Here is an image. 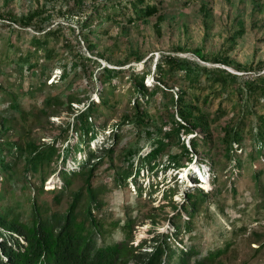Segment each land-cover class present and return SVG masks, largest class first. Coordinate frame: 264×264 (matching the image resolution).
I'll list each match as a JSON object with an SVG mask.
<instances>
[{"label":"trees","instance_id":"obj_1","mask_svg":"<svg viewBox=\"0 0 264 264\" xmlns=\"http://www.w3.org/2000/svg\"><path fill=\"white\" fill-rule=\"evenodd\" d=\"M52 1L54 0L42 2L37 0L27 13L13 19L22 26L33 24L37 30H43L28 32L29 43L33 49L27 48L24 53H20L18 62L20 78L25 76V72L35 77L30 82L31 87L25 92L32 95L35 90H41L42 85L46 83L52 71V67L47 63L55 57L58 42L62 45H59L62 51L66 52V59L61 63L62 69L58 74L60 80L65 82L69 69H74L75 72L80 70L83 73L86 83L88 79L92 80L94 72L98 82L95 90L90 87L84 91V97L71 92H61L64 97L60 93L45 96L42 104L37 105L23 102V93H18L11 83L0 80V264H119L127 260L133 264H223L220 256L232 244L231 236L243 228L242 225L238 227L235 223L240 216L232 219L231 228L224 227L225 231L230 232L228 233L230 237L225 233L223 243H216L201 254H196L199 251L191 243L185 247L181 237L177 240V246L172 245L169 241L170 235L174 236L175 240L182 233H189L191 236L193 217L201 210H207L210 201L215 202L222 210L218 205L221 187L217 179V172L222 168H215L217 159L214 158L218 154L230 160L232 168L238 169L230 187L234 195L237 193L238 175H243L245 167L250 168L254 190L259 196L256 206L263 207L264 181L260 179V175L264 169L254 167L253 164L255 158L264 152V113H257L254 109L264 107V73L251 78L242 77L241 82H236L233 81L236 74L218 66L200 65L193 59L161 53L152 70L154 80L148 85L144 81L145 75L150 72L148 67L136 70L134 65L128 67L101 65L96 58L86 55L81 50L80 39L86 42L88 49L96 45L93 36L96 32L90 27L94 17L98 20L104 17L117 21L120 15L126 14L127 21L131 22L157 13L161 19L164 16L161 10L165 8V0L123 2L119 0L116 3L99 1L92 11L84 15L77 32L80 38L75 34L73 26L68 23L56 22L45 28L47 22L53 18L50 11ZM188 1L183 0L184 3ZM203 8L206 11L207 7ZM82 10L79 0H73L72 5H65L60 12L62 15L74 12L80 14ZM4 29L9 31L6 44L14 45L13 40L21 36L22 29L15 27L11 22L0 20V30ZM68 31L76 35L75 40L66 37ZM243 31L244 26L240 24L236 34L229 37L232 42L226 50L233 47L236 36ZM38 48L42 50L41 60L36 52ZM199 56L202 59L206 58L200 52ZM214 60L219 61L220 58L214 56ZM124 75L130 81V86H127L125 92L130 93L128 101H131V98L133 100L131 112L123 114L105 133L99 130L104 129L106 124L104 110L110 112V108L121 101V97H118L114 90L116 83L114 79L122 78ZM67 83L66 87L72 88L77 84V79H69ZM174 85L177 86L175 91ZM195 89L198 91H192ZM93 91L96 92V97H92ZM215 96L221 100L213 113L203 109L202 105L213 101ZM231 96L237 98L234 105L238 104V112L232 121L227 120L220 127L222 134L217 144L213 139L211 122L226 113L227 109L222 105V99ZM152 98L153 102L158 101V108H161L157 116H152L147 109L146 103ZM84 99L85 105L75 111L71 121V128L77 134L76 140L66 133L63 138V141L67 139L65 145H58L55 141L40 142L31 139L21 142L19 135L15 136V132L7 133L11 126L8 123L10 115L20 116L23 120L37 121L39 111L46 113L50 106L70 105L71 102L79 103ZM126 123L138 136L147 135L151 138L150 147L144 152L141 151V145L125 148L118 155L119 165H116L113 163V152L116 141L121 138L122 125ZM162 124L167 126L162 129ZM98 133L102 139L112 133L114 142L106 149H96L97 146H91V141ZM188 133L193 134L188 136L186 143L181 136ZM246 137L250 139L248 149H245L243 142ZM80 151L84 154L77 157L76 154ZM136 156L139 164L133 170L132 165ZM19 159H23L21 169L15 170L13 166ZM58 161L60 165L56 177L62 182L59 188L56 185L53 187L46 185L45 182L54 170L45 168H49L52 162L58 166ZM191 161L202 172L207 169L213 186L205 189L199 184V181H203L200 176L196 172L190 174L191 184L183 188L184 200L180 205L184 211L176 210L171 219L172 232L155 234L151 238L150 249H142L146 246V241H140L138 244L132 242L133 228L137 222L130 210H125L122 221L116 218L106 222V217L101 212L104 199L100 193L105 192L107 185L102 181L94 183L98 176L96 170L101 164L109 162L108 165L113 168L108 172L112 175V187L121 188L127 184V178L133 180L144 167L152 171L153 175L156 174L158 165L178 169L186 167ZM32 175H38L40 178L36 188L31 186ZM19 176L22 178L20 188L24 198L17 195L11 197V193L14 192L6 186L18 181ZM76 177H80V183L74 188L69 187ZM180 179L183 182V178ZM149 180L151 179H147L144 187H148L150 194L156 189L158 181L152 186L153 181ZM144 187H137V194L140 195ZM177 189L178 183L174 181V184L164 186L162 194L171 199ZM44 191L52 192V199L49 202L45 199L37 200L39 194ZM61 193L71 196L67 206L62 210L56 208L60 203ZM172 205L177 208L175 204ZM114 229L120 233L118 239L115 238Z\"/></svg>","mask_w":264,"mask_h":264},{"label":"rangeland","instance_id":"obj_2","mask_svg":"<svg viewBox=\"0 0 264 264\" xmlns=\"http://www.w3.org/2000/svg\"><path fill=\"white\" fill-rule=\"evenodd\" d=\"M36 1L0 0V20L11 22L15 27L22 29L19 38H12V40L14 39L13 42H15L12 46L7 45L6 41L9 31L6 29L0 30V71L3 72L0 80L11 83L18 93H23L22 99L26 104L41 105L45 96L61 94V92H71L79 97H84L85 90H89L90 87L92 90L96 89L97 76L92 72V80L87 78L88 84L80 70L75 72L74 69H69L67 79L65 82L61 81L58 74L62 69L61 63L66 59V52L62 51L60 42L57 43L58 48L55 57L47 63L49 67H52V71L46 79V83L42 85V89L35 90L32 95L25 92L26 89L31 87L30 82L35 77L25 72V76L20 78L18 69L20 53H24L27 48L33 49V46L29 43L30 34L28 32H42L43 30H37L33 24L22 26L18 21L13 19L27 13L35 5ZM42 1L44 0H40V2ZM99 1L102 0H79L80 7L83 9L80 14L74 12L62 15L60 9H63L67 4L72 5L73 0H54L50 2V11L53 18L47 22L45 28L56 24V22L68 23L73 26L75 34L80 38L77 32L84 15L92 11L94 5ZM107 1L119 2V0ZM203 7H207L206 11ZM161 11L164 15L161 19L155 13L141 20L131 22L127 21L126 14L120 15L117 21L104 17L98 20L94 17L90 27L96 32L95 34L93 33L96 45L88 49L86 42L80 39L81 50L86 55L96 58L101 65L121 67L134 65L136 70L148 67L150 72L144 77V81L148 85L154 80L152 70H154L155 61L161 53H171L193 59L200 65L218 66L236 74L233 78V81L236 82H241L242 77L251 78L264 73V24H262L264 0H189L187 3H184L183 0H165V8ZM240 24L244 26V31L242 34L236 36L233 47L226 50L227 46L232 42L229 37L236 34ZM75 34L68 31L66 37H72L75 40ZM36 52L38 58L40 60L43 59L41 48H38ZM199 52L205 55L206 58H200ZM135 53L138 54L135 56ZM214 56L219 57L220 60L215 61ZM121 60L123 61L120 62ZM89 64H92V62H89ZM52 78L53 81H51ZM72 78L77 79V84L72 88L66 87L67 80H71ZM114 81L116 82L114 90L117 96L121 97V101L116 106L111 107L110 112L109 110H104L106 124L104 129L99 130H103L105 133L112 128V124L119 121L123 114L131 112L133 102L132 98L130 99L131 101H128L130 93L125 92L127 86H130L129 78L124 75L122 78L114 79ZM173 89L174 91L177 90V86L174 85ZM192 91L197 92L198 89ZM91 94L92 97L97 96L95 91ZM62 96L64 97V95ZM157 99L159 98L157 97ZM236 99L233 96L230 98L224 97L222 105L227 109L226 113L219 119L211 122L213 139L217 144L222 134L220 127L227 120L232 121L237 115L239 106L238 104L234 105ZM219 100L221 99L215 96L213 101L205 103L202 105V108L213 113ZM85 103L86 99L79 103L71 102L70 105L60 104L50 106L47 108L46 113L39 111L40 115L37 121H30V119L23 120L20 116L15 115V117H11L10 115L8 123L11 126L7 130V133L11 134L15 132V136L19 135V141L21 142L25 139H31L40 142L55 141L58 145H65L67 139L63 141V138L66 133L76 140L77 134L71 128V121L75 111L83 107ZM146 105L152 116L159 114L161 108H158L159 103L157 100L153 102L152 98ZM254 109L257 113H264V107H254ZM173 112L175 114L174 110ZM175 117L177 118L178 116L175 115ZM24 125L26 128H24ZM166 126L162 124V129ZM121 133V138L116 141L113 152V163L116 165H119L118 155L125 148L139 147L141 145V151L144 152L150 147L151 142V138L147 135L138 136L135 130L127 123L122 125ZM192 134H182L181 139L188 143V136ZM113 142L112 133L103 139L98 133L96 138L91 141V146H97L96 149L98 150L100 148L106 149ZM243 142L246 146L245 149H248L250 139L246 137ZM83 154V151H80L76 155L78 157ZM205 157L208 158L207 155ZM214 158L217 159L215 168H222L217 172L218 184L221 187V194L218 195V205L222 210L212 201H210L207 210L203 209V204V211L201 210L200 213L193 217L191 236L189 233H182L175 240L174 236L170 235L169 241L172 245L177 246V240L181 237L184 246L191 243L199 251L196 254H201L216 243H223V239L226 237L225 233L227 235L230 233L225 231V229L232 227V219L238 215L241 218L235 223L238 227L242 225L243 228L237 230V233L231 236L232 244L220 256V259L223 264H264V202L263 207L256 206L258 205L256 202L259 200V196L254 190L253 180L250 177V168L245 167L243 175H238V181H236L237 193L234 195L230 187L232 180L238 173V169L232 168L231 161L221 154L215 155ZM22 163L23 159H19L13 166L14 169L20 170ZM108 163L101 164L96 170L98 176L94 179V183L96 184L102 181L107 185L105 192L100 193L104 199L101 212L105 215L106 222H109L116 218L122 221L125 217V210H130L137 222L134 224L132 242L138 244L140 241H146L147 244L142 249H150L152 245L150 241L155 234L162 235L172 232L171 219L176 210L184 211L180 206L184 200L183 188L191 184L189 174L193 173L192 170L195 166L192 161L186 167H179L178 169L158 165L157 172L153 175L152 171L144 167L139 170V174L134 178L135 181L134 179L127 178V184L121 188H117L112 187V175H109L108 172L113 168H110ZM137 164H139V159L136 156L132 165L133 170ZM59 165L60 161H58V166L57 163L52 162L49 168H45L46 170L54 169L45 180L46 185L60 187L62 182L56 177ZM253 166L264 169V152L258 158H255ZM232 170L233 172H231ZM182 177L183 182L180 179ZM148 178L151 179L149 181H153L152 186L158 181L156 189L150 194L148 187H144ZM39 179L38 175H32L30 179L31 186L36 188L39 184ZM260 179L264 181V171L261 173ZM17 180L13 184L9 183L6 186L11 188V192H14L11 193V197L17 195L22 198L24 196L20 188L22 178L19 176ZM80 180V177H76L69 187H76L80 183ZM204 180V184H199L204 187L207 185L205 189H210L213 183L210 179ZM174 181L178 183V189L173 193L172 198L169 199V196L165 197V194L163 195L162 192L165 185H172ZM139 186L144 187L140 195L137 194V187ZM51 194V191H44L39 194L37 200L42 201V199H45L49 202L52 199ZM70 197V195L61 193V200L56 208L60 210L64 209ZM172 204H175L177 208H174ZM113 231L115 238L118 239L120 233L115 229ZM221 231H224V233H221ZM119 264H133V262L127 260Z\"/></svg>","mask_w":264,"mask_h":264},{"label":"clouds","instance_id":"obj_3","mask_svg":"<svg viewBox=\"0 0 264 264\" xmlns=\"http://www.w3.org/2000/svg\"><path fill=\"white\" fill-rule=\"evenodd\" d=\"M189 134V133H188ZM193 163V162H192ZM193 165L195 166L194 167V169L192 170L193 172H196L199 176H200V178L203 180V181H199V183L200 184H204L203 182H205V180L204 179H209V177H208V175H207V171H206V169L204 170V172H202L200 169H197V167H196V165L193 163ZM189 174V173H188ZM193 174V173H192ZM190 175V174H189ZM204 179H203V178ZM183 178V177H182ZM189 180H190V178H189ZM204 187V186H203ZM204 188H206V187H204Z\"/></svg>","mask_w":264,"mask_h":264},{"label":"bare ground","instance_id":"obj_4","mask_svg":"<svg viewBox=\"0 0 264 264\" xmlns=\"http://www.w3.org/2000/svg\"><path fill=\"white\" fill-rule=\"evenodd\" d=\"M206 184H207V183H206ZM206 186H207V185H206ZM206 186H205V187H206Z\"/></svg>","mask_w":264,"mask_h":264}]
</instances>
